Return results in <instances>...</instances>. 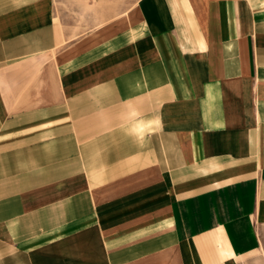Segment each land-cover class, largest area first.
<instances>
[{"label": "crops", "instance_id": "1", "mask_svg": "<svg viewBox=\"0 0 264 264\" xmlns=\"http://www.w3.org/2000/svg\"><path fill=\"white\" fill-rule=\"evenodd\" d=\"M0 264H264V0H0Z\"/></svg>", "mask_w": 264, "mask_h": 264}, {"label": "rangeland", "instance_id": "2", "mask_svg": "<svg viewBox=\"0 0 264 264\" xmlns=\"http://www.w3.org/2000/svg\"><path fill=\"white\" fill-rule=\"evenodd\" d=\"M136 0H57L60 10L70 21L88 26L90 21L99 23L127 9ZM87 28V27H85Z\"/></svg>", "mask_w": 264, "mask_h": 264}, {"label": "bare ground", "instance_id": "3", "mask_svg": "<svg viewBox=\"0 0 264 264\" xmlns=\"http://www.w3.org/2000/svg\"><path fill=\"white\" fill-rule=\"evenodd\" d=\"M127 18V17H126Z\"/></svg>", "mask_w": 264, "mask_h": 264}]
</instances>
